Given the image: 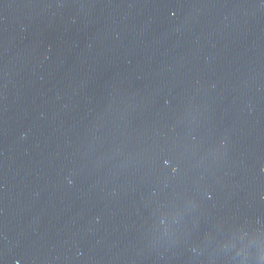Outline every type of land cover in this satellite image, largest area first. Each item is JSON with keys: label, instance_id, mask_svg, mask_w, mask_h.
I'll list each match as a JSON object with an SVG mask.
<instances>
[{"label": "water", "instance_id": "95a60500", "mask_svg": "<svg viewBox=\"0 0 264 264\" xmlns=\"http://www.w3.org/2000/svg\"><path fill=\"white\" fill-rule=\"evenodd\" d=\"M0 264H264V0H0Z\"/></svg>", "mask_w": 264, "mask_h": 264}]
</instances>
